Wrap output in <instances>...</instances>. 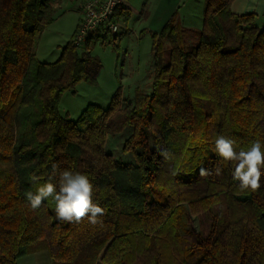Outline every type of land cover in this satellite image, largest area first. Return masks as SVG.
I'll return each instance as SVG.
<instances>
[{
    "label": "trees",
    "instance_id": "16d2710c",
    "mask_svg": "<svg viewBox=\"0 0 264 264\" xmlns=\"http://www.w3.org/2000/svg\"><path fill=\"white\" fill-rule=\"evenodd\" d=\"M204 1L201 28L173 15L151 34L149 93L129 98L119 87L107 108L89 104L72 121L59 98L95 83L91 47L107 42L91 37L79 54L72 35L57 60L40 62L37 39L56 0H0V264L40 250L51 264H264V176L258 191L239 190L214 150L219 135L237 151L264 145V26L254 12L232 13V0ZM127 127L121 150L133 163L104 149ZM53 164V183L64 170L88 176L102 224L57 220L51 197L31 209L25 194Z\"/></svg>",
    "mask_w": 264,
    "mask_h": 264
},
{
    "label": "rangeland",
    "instance_id": "374dc122",
    "mask_svg": "<svg viewBox=\"0 0 264 264\" xmlns=\"http://www.w3.org/2000/svg\"><path fill=\"white\" fill-rule=\"evenodd\" d=\"M178 1L128 0L131 12L123 24L126 33H122L114 43L97 42L91 47L92 54L101 63L96 81L94 84L79 81L73 89L64 91L58 102L59 113L74 121L89 104H97L105 109L112 94L119 87L122 95L129 98L136 88L149 93L153 76L151 33L158 31L174 9L178 11L187 28L201 27L202 12L199 2ZM61 3L53 22L43 29L37 39L35 56L40 62L49 63L58 59L62 47L71 39L80 18V13L75 10L76 5L73 6L71 1L62 0ZM77 51L81 54L85 49L78 48ZM130 132L131 128L127 127L120 133L108 136L104 146L107 153L123 163L134 161L131 153H123L121 150ZM194 222L196 223L195 218ZM27 258H20L18 264H22Z\"/></svg>",
    "mask_w": 264,
    "mask_h": 264
},
{
    "label": "clouds",
    "instance_id": "9594fccd",
    "mask_svg": "<svg viewBox=\"0 0 264 264\" xmlns=\"http://www.w3.org/2000/svg\"><path fill=\"white\" fill-rule=\"evenodd\" d=\"M214 143L216 154L224 162H230L233 165L231 175L233 181L238 182L239 190L258 191L261 188V177L264 176V145L257 140L247 150L237 151L234 146L235 142L224 135L217 136ZM161 154L166 159L169 158L168 152ZM57 171L58 165L53 164L47 181L41 184L35 193L29 191L25 194L31 209H38L45 199L51 197L55 201L57 220L80 223L87 218L92 225L102 224L98 217L105 214V209L94 202L93 184L88 176L79 172L64 170L59 172L57 184L52 182L57 176ZM211 174L204 168L200 169V176L202 177ZM215 174L220 175L221 169L216 168ZM38 179V177L33 176V180Z\"/></svg>",
    "mask_w": 264,
    "mask_h": 264
},
{
    "label": "built area",
    "instance_id": "2783aa9c",
    "mask_svg": "<svg viewBox=\"0 0 264 264\" xmlns=\"http://www.w3.org/2000/svg\"><path fill=\"white\" fill-rule=\"evenodd\" d=\"M126 0H84L77 6L80 18L73 33V42L78 48H84L86 42L97 36L114 43L123 32L122 19L116 16L119 7Z\"/></svg>",
    "mask_w": 264,
    "mask_h": 264
},
{
    "label": "crops",
    "instance_id": "0c3cea01",
    "mask_svg": "<svg viewBox=\"0 0 264 264\" xmlns=\"http://www.w3.org/2000/svg\"><path fill=\"white\" fill-rule=\"evenodd\" d=\"M67 1L68 0H66V2ZM69 1H71V4H74L73 6L76 5L75 10H77L78 4L84 0H69ZM170 1L172 3L173 2L177 3L178 0H170ZM196 1L199 2L200 11L203 13L204 7H205V1L204 0H196ZM61 2H62V0H56V2L53 5L54 8H56L57 10L60 9L61 4H62ZM127 3H128V0L125 1V3H124L125 6H123V7L127 8L129 10V12H131L130 7ZM176 6H178V5H176ZM230 8H231L232 13H235V14H240V13L244 14V13L254 12L257 15V17L255 19L256 25L264 26V0H232V2L230 4ZM235 9H241V10L237 11ZM202 13H201V19H203ZM173 15H176L178 22L181 23L183 26H185L183 21H182L181 16L179 17V15H178V11L176 9H174V11H172L170 14H168L167 19L164 21V23L161 25V27H163V25ZM122 22H123V24L125 23V21H123V20H122ZM201 26H202V21H201ZM185 27H187V26H185ZM160 28H158V31H155V32H159L161 30ZM188 28H192V27H188ZM196 29H199V28H196ZM122 33L125 34L126 30H123ZM152 33H154V32H152ZM25 256H27L28 258L22 264H51L52 263L51 258L49 256V253L46 250H40V251L25 255ZM22 257H24V256H22ZM22 257H20V258H22ZM17 264H18V261H17Z\"/></svg>",
    "mask_w": 264,
    "mask_h": 264
},
{
    "label": "water",
    "instance_id": "95a60500",
    "mask_svg": "<svg viewBox=\"0 0 264 264\" xmlns=\"http://www.w3.org/2000/svg\"><path fill=\"white\" fill-rule=\"evenodd\" d=\"M262 29H264V27H260V31H261Z\"/></svg>",
    "mask_w": 264,
    "mask_h": 264
}]
</instances>
